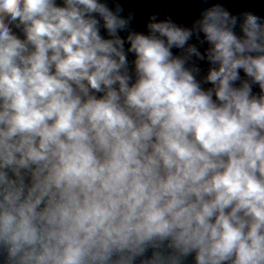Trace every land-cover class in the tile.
<instances>
[{
  "label": "clouds",
  "instance_id": "9594fccd",
  "mask_svg": "<svg viewBox=\"0 0 264 264\" xmlns=\"http://www.w3.org/2000/svg\"><path fill=\"white\" fill-rule=\"evenodd\" d=\"M124 13L0 0V264H264V20Z\"/></svg>",
  "mask_w": 264,
  "mask_h": 264
},
{
  "label": "water",
  "instance_id": "95a60500",
  "mask_svg": "<svg viewBox=\"0 0 264 264\" xmlns=\"http://www.w3.org/2000/svg\"><path fill=\"white\" fill-rule=\"evenodd\" d=\"M120 3L125 9V15L129 10L135 13L131 28L138 32H144L145 34L148 32V20L153 14H158V19L171 17L177 24L190 27L192 22L199 18L204 8L215 3L222 4L231 14L237 15L238 17L244 12H252L264 20V0H208V3H204L203 0H120ZM235 30L239 34V24ZM121 34L124 35V33ZM202 38L203 34H201V39ZM190 43L196 44L201 52H204L208 47L207 42L200 44L195 36H193ZM173 52L174 54H179L180 50L173 49ZM128 58L131 66L134 60L133 54H129ZM193 62L200 68L198 79H202L203 76L207 74L209 63L207 60L200 61L195 57L193 58ZM240 75L242 79H247L243 70H241ZM204 87H211V85L205 84ZM259 92V86L253 85V93L258 94ZM186 264H195L194 254L187 259Z\"/></svg>",
  "mask_w": 264,
  "mask_h": 264
}]
</instances>
